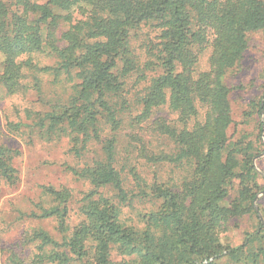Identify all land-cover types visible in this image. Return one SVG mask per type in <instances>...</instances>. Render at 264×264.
Instances as JSON below:
<instances>
[{
  "label": "trees",
  "instance_id": "1",
  "mask_svg": "<svg viewBox=\"0 0 264 264\" xmlns=\"http://www.w3.org/2000/svg\"><path fill=\"white\" fill-rule=\"evenodd\" d=\"M145 26L155 35L141 63L132 39ZM259 30L264 0H0V89L8 95L27 91L29 72L39 95L38 72L67 83V95H57L44 111H28L27 126L44 140L67 138L77 157L96 147L89 162L73 169L91 186L80 199L79 222L69 226L70 191L44 187L46 199L30 216L54 219L60 237L32 228L24 236L32 257L11 253L8 264H264L260 223L238 246L220 240L232 218L254 210L259 186L253 154L229 142V89L222 81L246 50L247 34ZM211 44L209 68L193 75L199 53ZM34 55L57 62L41 67ZM198 103L204 119L188 128ZM163 106L184 126L154 121V130L174 143V152L156 159L185 166L188 176L172 187L148 186L133 174L137 195L160 201L138 227L121 217L133 193L128 195L117 168V134L126 111L136 107L138 118L146 119ZM257 106L264 135V104ZM18 125L8 124L12 130ZM16 153L0 139V183L17 179L11 161ZM235 181L236 195L223 205ZM114 250L124 262L112 259Z\"/></svg>",
  "mask_w": 264,
  "mask_h": 264
},
{
  "label": "rangeland",
  "instance_id": "2",
  "mask_svg": "<svg viewBox=\"0 0 264 264\" xmlns=\"http://www.w3.org/2000/svg\"><path fill=\"white\" fill-rule=\"evenodd\" d=\"M153 31L150 27H142L132 39L141 63L149 58L144 49L149 46L150 40H154ZM247 39V48L241 59L235 67L223 74L222 81L229 89L232 118L227 128L229 142L237 147L247 148L253 154L252 163L258 173L259 186L253 199L254 210L232 218L220 233L221 242L231 247L242 244L255 232L259 223L264 230V135L259 126L262 116L257 112L258 103L264 104V30L248 33ZM211 52L212 44L204 45L193 68V75L209 68ZM33 58V62L41 67L54 66L57 62L52 56L34 55ZM147 74L150 76L153 73L147 71ZM28 75L24 80L28 85L27 91L8 95L0 89V139L2 143L17 151L11 160L17 179L12 184L0 183V264H8L11 253H17L26 259L32 257L34 250L31 245L25 243L24 238L25 233L32 228L42 227L53 238L59 239L60 233L56 230L54 219H37L30 216V213L35 211V205L46 199L44 187H64L70 191V227L81 219L78 212L80 199L91 188L88 181L74 175L73 169L81 168L84 163L89 162L96 147H91L82 157H77L71 151L67 138L44 140L27 126L31 123L28 111L46 110L49 101L57 95L66 94L67 83L54 81L52 76L38 72L36 75L42 87L39 95L32 86L33 78L30 72ZM134 79L135 76L129 85ZM138 88L139 86H136L130 90V100L135 98ZM197 107L196 116L186 122L188 128L194 122L204 119L205 107L199 103ZM139 113L136 107L125 112L122 127L117 134L116 151L117 168L125 177V188L128 195L133 193V201L123 206L121 217L128 224L142 227L145 216L156 210L160 201L152 196L141 199L137 195L138 188L134 184L133 174L140 175L148 186L152 183H162L176 187L188 176V169L174 162L156 159L163 153L174 152V143L172 139L154 130V121L162 118L168 124L181 128L184 123L178 121L176 112L163 106L155 109L146 119H139ZM9 123L20 125L16 130H12L8 126ZM236 184L237 181L234 187L229 189L223 205H227L235 197ZM111 193L110 190L106 191L107 195ZM111 257L115 261L124 262L123 257L115 250L112 251ZM211 260L212 257L203 260V263ZM224 260L222 258L219 262ZM131 264L136 263L131 260Z\"/></svg>",
  "mask_w": 264,
  "mask_h": 264
}]
</instances>
